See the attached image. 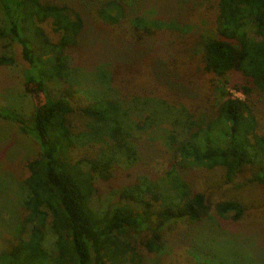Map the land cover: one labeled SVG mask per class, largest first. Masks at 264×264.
I'll return each instance as SVG.
<instances>
[{
  "label": "trees",
  "instance_id": "1",
  "mask_svg": "<svg viewBox=\"0 0 264 264\" xmlns=\"http://www.w3.org/2000/svg\"><path fill=\"white\" fill-rule=\"evenodd\" d=\"M0 12V40L20 47L37 100L29 120L0 108L37 147L5 184L16 227L0 264H147L204 223L240 247L224 263L214 241H192L199 264H264L241 233L254 207L215 188H255L264 205V0H0ZM94 25L111 35L91 36ZM134 74L160 96H121ZM162 127L168 168L156 177L135 134Z\"/></svg>",
  "mask_w": 264,
  "mask_h": 264
},
{
  "label": "rangeland",
  "instance_id": "2",
  "mask_svg": "<svg viewBox=\"0 0 264 264\" xmlns=\"http://www.w3.org/2000/svg\"><path fill=\"white\" fill-rule=\"evenodd\" d=\"M148 12L151 13L150 10H148ZM147 16L150 17L149 19L155 18V14L152 13L150 16ZM3 21L4 15L0 12V31L4 25ZM194 21H197L194 22V26L196 27L194 29L204 30L209 19L204 14L197 13V17H194ZM45 30L48 33L47 35L49 38L54 39L52 37L53 35L49 34L50 29L47 27ZM94 33L99 34L100 37H107L108 35H111V29L105 25H94V28H92V31L89 34L93 36L95 35ZM204 35H206V33ZM119 50L120 48H118V51ZM0 58L11 61V64L0 67V108H7L14 111L20 119L29 120L33 117L34 106L37 100L35 98L36 96L33 95V84L26 82L24 71L28 69V65L23 60L20 47L12 43L11 39L6 38L0 40ZM82 61L83 60L80 59V65L82 64ZM91 72L92 69L89 68L86 69L84 73L80 74L82 80L87 82L91 81V83H93L92 80L94 79L95 74L94 72ZM134 76L131 75L123 78L129 84V88L126 90L119 86H115L118 88L121 96H160V93L152 90L150 82H144L145 79H139V77L135 74ZM119 79L121 80L122 78L119 77ZM122 91L124 94H122ZM152 91H154V93ZM229 93L233 98L243 99L241 95L233 91H230ZM125 103L128 105V109H130V115H136L137 112L134 111L133 101L129 103V100L126 99ZM137 103H135V106ZM256 118L258 132L264 135V113L260 114ZM74 124L75 126L77 125V129L82 126L78 120H73V125ZM159 130L160 131L156 130L155 132L153 131L148 134H135L137 138L139 137V141H141V143H150L148 153L146 154V157L150 160L143 159V155L141 160L145 162L149 161L148 168L151 172H153V175H156V177L162 176L164 171L168 168V162L165 160L164 156L159 155L162 154L161 151L166 149L159 138L161 133H165V130L163 127ZM36 151L37 147L31 138L22 135L14 124L0 121V216L3 217L0 218V250L5 246V241L11 242L14 239V230L16 227L14 220H7L5 216H3L7 214L2 211L4 208L2 205L5 206L6 204L3 198L5 195L7 196L6 193L8 190L7 185H5L6 181H8L9 176H12L14 179H20L21 176L24 177V163L28 158L34 157ZM120 171L121 173H126L128 169H121ZM121 173L120 176H123ZM215 183L217 185V187H215L217 195L221 196L222 194L227 193L225 195L230 194L234 197H240L245 203H247L246 205L254 207L253 210L251 209L245 215V219L248 221V226L245 227V230L242 229L241 233L242 237H245L246 239L248 236L250 237L248 244H250L253 249L260 250L264 253V205L260 200V198H262L261 192L252 187L248 188V190L244 192H236L233 188L223 185L224 183L221 180ZM202 187H204V184H202ZM105 196L106 194H102L103 199ZM8 197H10V194H8L7 198ZM15 197L17 198V195ZM11 210L14 211L13 208H11ZM7 212L9 214L8 210ZM173 228L174 229L172 230L177 233L178 226ZM174 241L175 239L169 243L171 248L168 247L169 249L166 253L148 259L147 264H199V260L204 259L205 256L203 253H201L202 255L199 253L201 259L198 260L193 257L191 248L192 245H188L192 241H195V246L198 248V243L204 244L203 246L205 248L208 246L207 244H209L210 241H214V243L218 244L217 247L220 251L218 252V258L223 260L224 263V260L228 261L234 257V254L230 251L235 250V253H237L240 247L235 242H231V240H229L226 236L215 232L214 229L206 223L193 228L191 233H188L184 239L179 241L180 243H174ZM176 246H178V249L174 250ZM204 248L202 250H205ZM197 252H199V250ZM249 262L246 261L245 263L250 264Z\"/></svg>",
  "mask_w": 264,
  "mask_h": 264
}]
</instances>
